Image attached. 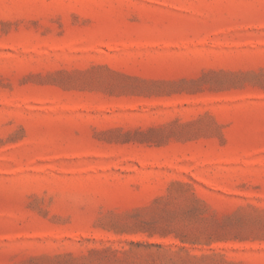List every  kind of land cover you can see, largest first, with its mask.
<instances>
[{"label":"rangeland","instance_id":"rangeland-1","mask_svg":"<svg viewBox=\"0 0 264 264\" xmlns=\"http://www.w3.org/2000/svg\"><path fill=\"white\" fill-rule=\"evenodd\" d=\"M0 264H264V0H0Z\"/></svg>","mask_w":264,"mask_h":264}]
</instances>
